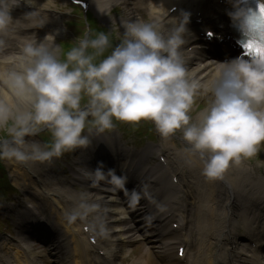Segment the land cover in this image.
Wrapping results in <instances>:
<instances>
[{"label":"clouds","instance_id":"obj_1","mask_svg":"<svg viewBox=\"0 0 264 264\" xmlns=\"http://www.w3.org/2000/svg\"><path fill=\"white\" fill-rule=\"evenodd\" d=\"M19 2L0 0V52L16 24L11 10ZM262 6L264 0H257L253 11L236 0L229 13L242 46L254 41L261 52L217 64L216 75L205 82L192 78L182 55L187 14L167 37L155 21H124V34L114 48L110 33L91 30L66 53L61 45L54 46L50 35L51 43L26 40L11 61L3 59L14 66L0 70V160L25 166L51 162L87 148L93 128L103 134L117 121L148 120L164 138L182 130L190 151L203 162V174L223 179L230 166L257 156L264 145ZM33 17L39 20L37 11L26 18ZM198 93L211 100L193 122L189 113ZM43 132L51 134L50 143L25 139ZM93 175L96 181L110 178L121 188L127 182L115 169L106 174L102 166ZM132 196L138 199L139 193L133 190ZM69 219L75 221L77 215Z\"/></svg>","mask_w":264,"mask_h":264},{"label":"bare ground","instance_id":"obj_2","mask_svg":"<svg viewBox=\"0 0 264 264\" xmlns=\"http://www.w3.org/2000/svg\"><path fill=\"white\" fill-rule=\"evenodd\" d=\"M40 1L46 2V0H33V2L36 3H39ZM98 1L99 0H97V2ZM149 11L154 13L153 8ZM21 16V14H15L12 18L16 19ZM31 22L32 20L29 18H26L25 24L21 20L16 21V24L10 31L11 36H18L25 27L30 28L32 26ZM33 27H35V25ZM37 28L38 27L33 28L34 31H37ZM41 41L42 39L38 38L36 42L40 43ZM186 66L188 67L192 78L201 82L208 81L216 75L215 69L201 63L200 61L197 66L189 64ZM0 87H3L2 83H0ZM209 97L211 100V96ZM182 152L183 156L179 158L177 157V161L182 164L188 162L189 166L193 164V166L198 169V172L203 174V162L199 156L192 154V151L189 152V150L188 153L190 155L188 156L186 150ZM173 157H175V155H173ZM244 169L245 168L241 164L233 165L229 167L223 179H207L205 181V189H208L204 190L207 199L209 200V204H207V206L204 204H198V206L191 207L192 209L195 208L194 213L196 215V220H194L196 223L194 222L191 224V233L192 237L194 236V238H196L197 241L199 239V241L196 244L190 241L191 250L189 253L191 256H194V260L189 262L190 264L226 263L228 258H230V255L232 264H245L242 258L243 252L238 246L233 245L229 240V236L232 231L236 234V230L239 229H242L245 232H250L252 230V226H249V223L242 219L243 216L241 213L243 209L241 207H243L242 205L244 201L251 202L255 198L256 200L262 199L264 197V184L252 173H246ZM190 178H193V176H190ZM193 181L194 179H191L188 184H191ZM26 187L31 188V186ZM248 187H250L251 190L248 189ZM45 192L49 194L47 191H44V193ZM50 196V212L43 211L46 206H41L39 207V213L44 217H48L50 220H57L56 223L58 224V227L55 228L54 233L58 235L59 242L57 246L50 248V254H54V256L49 257L47 261L44 260L47 264H67L71 263V261H77L78 264H84L82 261L85 257L90 255L89 251H91V249L87 245H80L78 240L80 234L79 218H82L89 224L92 233L97 235V243L99 242V247L106 251V257L112 259H116L118 255L124 257L126 254V247L122 246L120 243V240L123 242L124 235L129 236L130 239L133 240L138 239L140 238L137 234L139 233V227H146L150 232V229L155 227L151 220H143L141 218L136 219V215L126 217V214L120 209H117L118 212L115 209H108L107 204H105L106 202L101 200L102 197L95 198L94 200L91 199L90 201L88 197L87 200H83V204L81 201H76L75 195L66 189H64L63 192H56V196L54 194H51ZM69 202H72L74 206L70 208V206H68ZM146 206L148 207V205ZM111 213L115 215L117 214L119 218L112 217ZM70 214H76L80 217H77L75 221H71L69 219ZM198 220H204L205 222L200 225L198 224ZM100 222L108 224V228L99 224ZM138 225L139 227H137ZM60 226L64 230L63 234L66 233L70 240L66 238L60 240L61 237H63V234L58 232ZM113 232L119 234L120 240H118V236L111 235ZM54 233L52 235H54ZM151 233L154 234V231ZM155 241L157 244L162 245L166 242V239L160 236L156 238ZM8 245L3 246L4 249L6 248L5 252L8 250ZM12 249L17 250L16 253L15 251L13 253L15 257H19L23 255V253L25 255L27 252L24 246L18 247L17 245H14ZM204 250H206V253L203 252ZM136 260L140 261L141 257ZM16 262L17 261H15L14 264H17ZM140 262L143 263V260ZM261 262L264 264V258L261 259Z\"/></svg>","mask_w":264,"mask_h":264},{"label":"snow or ice","instance_id":"obj_3","mask_svg":"<svg viewBox=\"0 0 264 264\" xmlns=\"http://www.w3.org/2000/svg\"><path fill=\"white\" fill-rule=\"evenodd\" d=\"M261 13H264V6L260 8ZM245 50L251 53H259L261 52V48L257 45L254 41H249L247 44L244 45Z\"/></svg>","mask_w":264,"mask_h":264},{"label":"rangeland","instance_id":"obj_4","mask_svg":"<svg viewBox=\"0 0 264 264\" xmlns=\"http://www.w3.org/2000/svg\"><path fill=\"white\" fill-rule=\"evenodd\" d=\"M64 52L66 53L67 50H65ZM197 96H198V97H197ZM197 96H196V97L199 98L198 101L201 103V104H200V105H201L200 107H205V104L207 105L209 100L205 99V98L203 97V94H202V93H199V95H197ZM203 98H204V99H203ZM197 103H198V102H195V103H194V106H196ZM200 107H199V108H200ZM4 163L7 164V161H4Z\"/></svg>","mask_w":264,"mask_h":264}]
</instances>
